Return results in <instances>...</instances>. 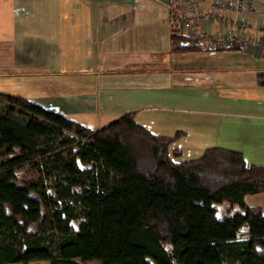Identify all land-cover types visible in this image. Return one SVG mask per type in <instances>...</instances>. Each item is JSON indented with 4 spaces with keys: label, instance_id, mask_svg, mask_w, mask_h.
<instances>
[{
    "label": "trees",
    "instance_id": "16d2710c",
    "mask_svg": "<svg viewBox=\"0 0 264 264\" xmlns=\"http://www.w3.org/2000/svg\"><path fill=\"white\" fill-rule=\"evenodd\" d=\"M133 117L91 130L0 93V264H264V208L243 203L263 191L264 166L217 147L172 161L168 147L181 133L154 135ZM72 142L75 151L67 149ZM26 166L63 175L67 190L55 191L58 199L78 187L77 213L56 208L41 180L17 183L15 172ZM223 202L239 211L216 218L214 205ZM72 219H80L75 232Z\"/></svg>",
    "mask_w": 264,
    "mask_h": 264
},
{
    "label": "crops",
    "instance_id": "0c3cea01",
    "mask_svg": "<svg viewBox=\"0 0 264 264\" xmlns=\"http://www.w3.org/2000/svg\"><path fill=\"white\" fill-rule=\"evenodd\" d=\"M250 1L249 18L264 24V0ZM165 2L0 0V75L49 81L50 106L19 96L91 130L133 113L151 134L180 132L175 162L217 147L264 166V44L187 36ZM243 203L263 209L264 189Z\"/></svg>",
    "mask_w": 264,
    "mask_h": 264
},
{
    "label": "built area",
    "instance_id": "2783aa9c",
    "mask_svg": "<svg viewBox=\"0 0 264 264\" xmlns=\"http://www.w3.org/2000/svg\"><path fill=\"white\" fill-rule=\"evenodd\" d=\"M250 0H166L167 18L174 28L209 44H264V24L248 16ZM264 6V4H261ZM215 27L212 32L210 27ZM82 140V139H81Z\"/></svg>",
    "mask_w": 264,
    "mask_h": 264
},
{
    "label": "rangeland",
    "instance_id": "374dc122",
    "mask_svg": "<svg viewBox=\"0 0 264 264\" xmlns=\"http://www.w3.org/2000/svg\"><path fill=\"white\" fill-rule=\"evenodd\" d=\"M258 11H264V6L261 4H258L256 6V8ZM254 11L257 12L258 11ZM253 11V9H252ZM259 14H264V12H259ZM60 88H57L58 91H62V92H66V84H64L63 86H59ZM42 91H55L54 87L50 86V82L46 81V80H41L37 77H3L2 75H0V92L4 93V94H10V95H22L25 98H29L31 101L32 100H38L41 98V96L43 95V99L45 100V104L50 106V102H49V98H48V94L45 93H41ZM21 97V96H20ZM40 101V100H38ZM64 135L69 138L71 140V138H73V135L70 133H64ZM67 149L71 150V151H75V145H73V142L71 143V145H67ZM170 156V155H169ZM171 158V156H170ZM176 160L175 158H172V161ZM75 164L79 169H83V170H91V164H80L76 159H75ZM93 172V171H91ZM91 172H89L90 174H92ZM15 176H16V182L19 184H24V183H28V182H33L38 180H41V183L44 185L45 187V191L52 197V199H54V201L56 202V208H62V207H68L71 209V211L73 213H77L78 208H77V204H75V202L73 201V196L74 194H76L77 192L80 191V189L78 187H72L70 188L68 191V198H64V199H58V195H56L54 192L55 191H59L60 192H64L66 191L67 187H66V183L63 180V175H61L59 172H52L49 175H45L44 173H39L36 170L26 166L25 168L18 170L15 172ZM82 181L87 184V175L83 174L82 175ZM215 208V215L216 218L220 219L222 217L228 216L233 214V211H235L236 209H234L231 205L223 202L220 203L218 205H214ZM236 208V206H235ZM49 210L48 209H44L42 208V216L45 217L46 219H49ZM80 221V219H72L68 221L69 226L71 227L72 231H76L77 229V224ZM38 222L36 223H30L27 227H26V231L27 232H31L34 233L37 230L38 227ZM245 232V226L240 227L239 229V234L238 237L242 238L244 237V233ZM33 264V263H30ZM38 264H45V262H39ZM88 264H95V262H88Z\"/></svg>",
    "mask_w": 264,
    "mask_h": 264
}]
</instances>
